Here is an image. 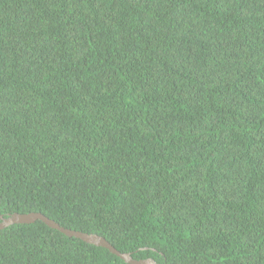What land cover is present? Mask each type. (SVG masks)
Wrapping results in <instances>:
<instances>
[{"label":"trees","instance_id":"obj_1","mask_svg":"<svg viewBox=\"0 0 264 264\" xmlns=\"http://www.w3.org/2000/svg\"><path fill=\"white\" fill-rule=\"evenodd\" d=\"M30 212L137 260L264 264V0H0V214ZM0 264L131 263L37 220Z\"/></svg>","mask_w":264,"mask_h":264},{"label":"water","instance_id":"obj_2","mask_svg":"<svg viewBox=\"0 0 264 264\" xmlns=\"http://www.w3.org/2000/svg\"><path fill=\"white\" fill-rule=\"evenodd\" d=\"M0 219L2 220L0 222V228H4L5 226H8L13 223H33L37 220H41L45 222L47 225L53 228H56L60 230L61 232L66 233L69 236H74L88 243L106 247L112 253L118 255L119 257H121L122 259H124L125 261L131 264H159L153 258H146V259H140V260L134 259L130 253H121L104 237L98 234H95V233H84L81 231L66 229L41 212H30V213H23V214L15 213L9 217H3L0 214Z\"/></svg>","mask_w":264,"mask_h":264}]
</instances>
